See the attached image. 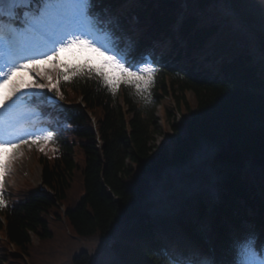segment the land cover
<instances>
[{
    "label": "trees",
    "instance_id": "16d2710c",
    "mask_svg": "<svg viewBox=\"0 0 264 264\" xmlns=\"http://www.w3.org/2000/svg\"><path fill=\"white\" fill-rule=\"evenodd\" d=\"M85 1L92 36L155 69V99L146 109L134 86L113 94L89 68L54 61L48 85L67 107L30 104L53 136L37 156L46 191L4 182L0 264H238L237 238L263 256L264 0ZM164 95L184 132L172 123L174 146L154 153ZM163 207L186 228L156 229ZM204 223L212 233L184 244ZM93 236L111 241L112 261L84 249Z\"/></svg>",
    "mask_w": 264,
    "mask_h": 264
},
{
    "label": "rangeland",
    "instance_id": "374dc122",
    "mask_svg": "<svg viewBox=\"0 0 264 264\" xmlns=\"http://www.w3.org/2000/svg\"><path fill=\"white\" fill-rule=\"evenodd\" d=\"M9 2L18 4L22 3L19 7L22 9L23 18L32 13V11L27 8V4L30 0H0V11L3 10L4 4ZM85 2V0L54 1L48 19L42 27L35 28L30 35L21 37L14 50L10 52H5L4 49L0 47V54L2 58L4 57L5 61L10 66L13 62H19L20 60H24L32 56H40L43 53L49 52L57 43L61 42L68 35V33L76 30L78 26V10L81 6L86 4ZM3 19L4 18L1 17L0 22H2ZM86 21L83 27L87 30L88 35L93 42L109 48L101 37L95 38L92 34H90ZM2 26H4L7 32L9 31L10 27L7 23H3ZM67 38L72 39L73 36L69 35ZM57 60L64 63L67 62V64L71 66H84L86 68H100L103 63L102 58L95 55L90 50L78 48L62 53ZM125 67H128L126 63ZM144 67L151 68L147 64H142L132 68L139 69ZM5 68L8 70L7 67ZM35 68V72L19 73L17 78L14 79L13 84L19 85L21 88H26L30 85H38L39 87H32L28 91L17 93L12 100L7 102L3 109H0V138L6 142H19L21 144V147L16 153L8 150L0 155V164L5 165L7 171V174L4 176V182H6V185L13 191H17L20 188L27 187L28 185L35 190L39 189L41 169L37 162V156L40 149L43 148L44 145L43 143L24 145L23 141L25 139L33 140L37 135L47 134L46 130L41 128L40 125V122H43L45 118L39 112V109L33 106H43V97L45 95L58 97L57 94H54L52 91H48L49 79H51V76L55 73L56 65L54 61L47 64H37ZM104 71L110 72L111 70L104 69ZM118 75L119 74H117V76ZM98 78L100 77L98 76ZM120 79L127 78L121 77ZM144 79L146 80L147 77H144ZM121 84L122 83L119 84L117 91H119ZM138 86L141 88V91L138 92L142 99L140 105L148 109L152 100L155 99L152 97L153 85L152 83L150 85L138 83ZM11 87L12 85H6L5 88L0 90V98L7 96ZM145 88L147 90H144ZM15 100L16 102H14ZM187 100L190 105H193L194 100L190 93L187 94ZM32 102H34V105H30ZM154 116L158 120V132L155 135L153 142L154 153H156L163 146L167 147V149L174 146L175 137H173L171 124L176 123L179 126L178 129L180 133L183 134L185 119L184 112L182 110H177L175 101L170 95H164L159 99V102L155 105ZM150 216L154 227L156 229H162L164 232H174L175 225L183 229L187 226V221L184 220L185 215L176 212L175 209L170 211L169 209L163 207L157 211L153 210ZM192 221L193 219L191 217L189 222ZM201 232H205L207 235L212 233L205 223L201 224V226L196 225L191 233L186 234L187 239L184 244L194 243L198 240V238H200ZM82 241L85 243H82L84 249L93 253V257H96L97 262L106 263L113 260L111 253V241L108 239L93 236ZM249 244L250 243L237 238L236 248L238 252L237 256L239 258L238 264H251L244 253V249ZM252 251L256 256L257 261H264V255H258L253 248Z\"/></svg>",
    "mask_w": 264,
    "mask_h": 264
},
{
    "label": "snow or ice",
    "instance_id": "6c2138e0",
    "mask_svg": "<svg viewBox=\"0 0 264 264\" xmlns=\"http://www.w3.org/2000/svg\"><path fill=\"white\" fill-rule=\"evenodd\" d=\"M21 4L22 3L18 4L9 2L4 4L3 10L0 11V17L4 18L3 21L0 22V29H2L3 23L14 25V22L17 19L20 20V23L22 25V28L19 31L16 29V27L10 28L7 32V35H5L2 30H0V47H2L5 52L14 50L21 37L30 35L35 28L42 27L48 19L50 10L53 7L51 3H44L42 4V7H39V14H36V12H32L30 15H26L23 20H21L20 14L18 12V6ZM86 20L87 9L86 4H84L78 10V26L76 30L68 34L73 36L72 39H68L67 35L61 42L56 44L59 46L55 45L49 52L43 53L40 56H32L30 58L20 60L19 62H13L10 66L5 61L4 57L2 58V60H0V73L3 72L5 67L8 68L7 74L0 76V90L5 88L6 85H12L8 95L0 98V109H3L7 102L9 100H12V98L16 96L17 93L28 91L32 87H39L38 85H30L26 88H21L19 85L13 84L14 79L17 78L19 73L35 72V66L37 64H47L56 61L62 53L69 52L74 48L88 49L95 55L102 58L103 63L100 68H89L87 69V71L99 76L101 80L110 88V90L113 91V94H115V91L118 90L120 83H123L126 88L135 86L137 92L141 91L138 83H144L145 85H150L152 83L151 77L155 73V69L148 67L139 69H133L131 67L126 68L124 61L109 48L93 42V40L89 37L87 30L83 27ZM104 69H110L111 71H104ZM77 71H79V69ZM117 74L119 75L117 76ZM121 77L127 79H120ZM144 77H147V79L145 80ZM49 83H51L50 79ZM52 90V87L48 88V91L51 92ZM144 90L147 89L145 88ZM52 140V134L48 133L46 135H37L33 140L25 139L23 143L24 145L39 143L46 144L52 142ZM20 147L21 144L19 142H6L2 138H0V155L8 150L16 153ZM6 174L7 171L5 165L0 164V210H3L8 206L5 203L4 199V176ZM244 253L251 264H264V261H257L256 256L252 251L251 244H249L244 249Z\"/></svg>",
    "mask_w": 264,
    "mask_h": 264
},
{
    "label": "bare ground",
    "instance_id": "6f19581e",
    "mask_svg": "<svg viewBox=\"0 0 264 264\" xmlns=\"http://www.w3.org/2000/svg\"><path fill=\"white\" fill-rule=\"evenodd\" d=\"M68 34H70V33H68ZM69 36V35H68ZM0 60H2V56H1V54H0ZM7 69L6 68H4V70H3V72L2 73H0V76H3V75H6L7 74ZM250 264V263H249Z\"/></svg>",
    "mask_w": 264,
    "mask_h": 264
}]
</instances>
